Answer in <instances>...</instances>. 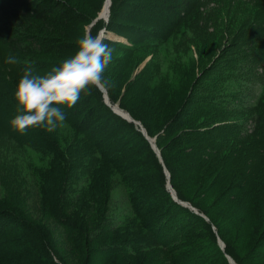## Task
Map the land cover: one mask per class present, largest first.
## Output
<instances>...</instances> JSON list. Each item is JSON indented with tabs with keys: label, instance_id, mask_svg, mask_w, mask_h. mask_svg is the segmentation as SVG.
<instances>
[{
	"label": "rangeland",
	"instance_id": "374dc122",
	"mask_svg": "<svg viewBox=\"0 0 264 264\" xmlns=\"http://www.w3.org/2000/svg\"><path fill=\"white\" fill-rule=\"evenodd\" d=\"M98 1L73 3L79 9L94 11ZM104 1L99 12H93L96 18L99 14L101 19L108 18L109 0ZM149 1L131 2L147 9ZM192 3L189 13L166 40L158 38L149 43L153 38L150 30L156 29L144 22H130L146 29L135 36L107 31L103 38L116 43L106 42L114 51L104 72L116 99L112 106H119L118 110L126 114L133 111L136 118L131 116L135 121L132 124L142 134L146 123L155 129L156 146L159 139L167 147L171 162L180 163L173 167L180 171L179 191L169 187L171 172L164 161L158 155L153 157L150 150L154 148L140 140L129 137L125 142L131 143L130 147H119L117 151L123 152L103 158L95 153V144L66 119L65 126L53 133L39 129L46 139L57 143L59 149L51 150L42 140H36L33 134L38 129H29L24 135L13 131L10 120L17 115V102L12 106L0 99V212L8 210L10 214L0 218V243L8 246L0 251L4 264H27L24 255L28 251L39 264L60 261L58 252L68 264H168L170 256L199 246L197 251L207 261L202 264H209L211 257L216 258L204 239L207 233L201 230L208 219L200 216L205 213L201 208L210 205L219 218L230 220L228 225H234L238 218L229 215L228 208L240 216L245 212L237 228L241 227L243 236L251 230L250 238L254 236L252 241H257L256 227L259 234L264 231V221L257 218L261 219L260 208L264 212V203L258 204L264 200V0ZM147 17L151 16L145 11ZM87 31L85 35H89ZM120 44L127 46L125 51ZM11 67L0 58V75L7 82L15 77ZM97 91L110 100L106 87ZM102 120L97 119L96 126ZM209 142L218 146L204 153L205 160H199L197 155L201 153L191 149ZM54 159L55 166L58 160H64L61 166L66 181L71 177L70 183L63 180L59 186L45 177L43 166L50 167ZM122 162L125 172L117 169ZM194 165L205 170L201 183L209 188L204 194L201 183L193 180ZM56 189L62 191L61 211L79 215L82 223H78V233L73 220L66 221L65 226L51 215L54 210L50 198ZM178 192L185 200L178 198ZM247 212L252 215L248 217ZM101 213L108 219L104 226ZM169 214L176 216L171 226ZM91 215L95 225L88 220ZM254 215L257 217L252 221ZM134 216L144 217L143 224L146 220L157 222L153 229L138 226V233L128 229L129 234L114 239L115 234H111L125 229ZM22 219L34 225L28 227ZM211 231L218 228L213 225ZM38 232L44 234L47 243L34 238ZM196 233L203 236L197 246L193 242ZM215 241L223 242L216 237ZM178 246V250L167 253ZM260 248L259 254L251 256L254 261L264 255V246Z\"/></svg>",
	"mask_w": 264,
	"mask_h": 264
},
{
	"label": "trees",
	"instance_id": "16d2710c",
	"mask_svg": "<svg viewBox=\"0 0 264 264\" xmlns=\"http://www.w3.org/2000/svg\"><path fill=\"white\" fill-rule=\"evenodd\" d=\"M131 1L132 0H112L111 3V0H109V4L107 7L108 16L110 12L109 21L106 22V19L102 18L103 20H98L90 27L92 22L96 19L93 12H99L102 4L104 5V0L98 1V5L94 11L90 9H79L75 6L73 0H0V58H4L6 60V58L9 56H15L19 61V63L11 65V68L15 70V77L10 82H7L4 79L3 74L0 75V99H4L9 102V104L14 106L16 103V100L14 98L16 84L23 75L25 66L28 64L33 65L35 67L36 74L39 75H44L45 73L49 72L53 66H59L62 61L72 57L76 53L78 49L77 42L79 39L85 36L87 26L90 27L89 31H87L89 32L88 34L93 37H98L99 33L103 29H106L108 32H125L126 34L135 36L137 34L136 32L142 33L146 29L141 28L137 25H133L130 22H144L148 25H152L153 28L156 29V31L150 30V37L153 38H150V40L148 41L149 43L157 40L158 38L166 40L173 34L179 23H181V21L189 13L190 8L193 6L192 2H195L196 0H150L147 5V9L145 6L141 4H135ZM145 11L150 13V19L149 17L145 19ZM126 21H129L130 24L126 23ZM102 40L105 44L106 42L113 43L111 39L107 40L106 38ZM113 44L116 45L115 42ZM120 45L125 51L127 46H124L122 44ZM106 88L110 96V102H116L114 92L111 90L112 86ZM96 89L97 88H91L90 93L87 95L81 93L80 100L72 109H68L66 106H61L66 113V119L69 122H74L76 124L75 127L86 136V139L95 144V153L103 158H112L115 154L123 152H118L119 147H130L131 143L125 142L129 137H131L132 140H140L144 145L153 149L152 145H149L150 142L146 139L145 135L134 128V125L132 124L133 122L128 121L127 119L114 112L112 107L106 103V100L102 97V94L97 91L98 89ZM123 105L126 111H129V108L127 109L125 107V104ZM128 113H130V115L134 119L136 118V114L133 111L130 110ZM102 118L103 120L101 122V125L96 126L97 119ZM144 126L148 136L154 138V135L156 133L155 129L147 123ZM167 128H169L168 125ZM224 129L225 127L221 128L222 131ZM33 135H35L36 140H42L44 144H47V147L49 149H59L57 143L46 139L39 129L35 130ZM158 140V148L160 149L164 165L166 166V168L168 167L171 172V185L175 190H178L180 171L173 167L176 165V163H180L171 162L167 155V147H163ZM261 140L264 146V136L261 138ZM216 146H218L216 142H209L207 144H204L203 146L192 148L191 150H197L196 154L201 153V156L197 155L199 160H205L204 153H207V151H211V149ZM153 151L150 150L151 154H153V157L156 158L158 154L154 149ZM157 157L159 158V156ZM57 159H54L55 162L53 160L51 161L52 164L50 167L44 168L45 166H43V169L45 172L44 175L48 179V181L50 179L49 182L54 183L55 185L58 184L60 186L63 180L66 181L65 178L67 175H65V169L63 170V167L61 166L60 161H62L63 159L57 161L58 166L54 165ZM196 165H194L193 169L191 168V170H196V175L194 176L193 180L194 182H197L196 184H198L203 182L204 178L201 175L204 174L205 170L203 166L197 169L200 165H198L197 168ZM124 166L125 165L122 162L117 165V169L125 172ZM188 171L190 173L194 172L190 170ZM70 180L71 177L69 180H67L68 183H70ZM203 185L204 183H201L199 185V188L202 189L204 187ZM207 188H203L204 190H202L203 192L201 194H204V191L207 190ZM161 189L163 190L162 187ZM194 190L197 194L198 192L195 186ZM262 191L263 188L258 190V196ZM61 194L62 191L56 189V191L50 198V202L52 204L51 208L54 210V212H51V215L56 218V220L62 222L65 226L66 221L73 220L74 222L72 223V226L78 233L81 229V226L78 223H82L79 221L80 217L79 215H75L76 212L61 211ZM178 198L185 200L184 197H181V194L178 195ZM233 202L235 204V201ZM190 203L194 204L192 201ZM262 203H264V200H262V202H259L258 204L262 205ZM179 206L181 208L188 209L187 207H182L181 204H179ZM210 206L201 208L203 211H205V213L203 212V215L200 216L205 221V218L208 219V221H204L206 224H203V228L201 230L207 233V236H205L204 239L206 243L209 244V246L212 248L211 250L213 251L216 258L213 260V258L211 257V262L209 264H233L230 259H232L235 264H254V262L255 264H264V255L262 256V259H258L256 261H254V259H252L251 257H255V255L259 254V247H261L260 250L263 248L264 231L262 230V233L259 234V228L256 227L257 241L254 240L253 242L252 240L254 236L252 239L250 238L251 230L248 231L245 236H243L241 227L240 230H238L237 228L239 221H241V219L246 216L245 212H242V216H240L239 212H235L231 210V208H226V211L229 213V215H232L233 218H239H237L234 225L233 222L228 225L230 220L227 218L226 220L228 221L226 222V220H222L221 218H219V215L217 214L218 212H212V210H210ZM188 210L193 213L192 210ZM2 211L3 212H0V218L3 219V216L10 215L8 210ZM260 211L262 212L261 219L254 215L252 216V221L256 217L261 223L262 221H264V212L262 208H260ZM251 213L252 212H247L248 217L252 215ZM136 215H138V212L136 213ZM101 216L102 213L100 214V218L104 226V223L107 222L108 219H105L103 216ZM139 217L141 218V221ZM157 217L158 215H156V218ZM175 218L176 216L169 214L168 223L170 226L171 224H173V220ZM90 219L95 225L96 219L94 218V216L92 217L91 215L88 220ZM143 219L144 217L142 216L132 217L130 221H128V225L125 227V229H119V231L117 230V232L112 233L111 236L115 234L113 236L114 239H122L125 234H129L126 233L128 229H131V232L138 233V226L139 229H142L143 226L153 229L154 224L156 225V219L149 220L153 221L149 223H146V221H148L146 220L144 224ZM183 220L184 219H182V222ZM21 221L28 223L26 224L28 227H30V224L32 226L34 225L33 222H30V220L24 221L22 219ZM182 222H180V224H182ZM213 225L218 228L217 232L211 231V227ZM88 226L89 225L87 224L86 227ZM254 226L255 225H252V230H254ZM119 227L121 226H115V228ZM161 237L166 244L167 240H165L164 238V233L161 234ZM215 237L217 239L220 238L224 242V248L221 247L219 241L218 243H216ZM34 238L40 241L43 240L46 243L48 242L44 234L39 232L35 234ZM86 238H88V234H86ZM200 241H203V236L199 233H196L193 242L197 246ZM144 242L145 240H143V242L141 243L143 244ZM3 246L4 244L0 243V251L8 249V246ZM179 247L180 246L171 248L170 250L168 249L167 253L169 254V252L171 253V251L178 250ZM198 248L194 247L191 250H186L187 252L183 250V252H180L182 253L181 255H176L174 258L170 256L168 264L207 263V261L205 262V258L202 257V253L197 251ZM31 254L32 253H29L28 251L24 255V257L28 258L29 260L27 264H39L36 260V257L32 256L33 254ZM57 254L60 261H55L56 263L53 262L54 264H68V262L59 252ZM0 264H4V260L2 258L0 259Z\"/></svg>",
	"mask_w": 264,
	"mask_h": 264
},
{
	"label": "clouds",
	"instance_id": "9594fccd",
	"mask_svg": "<svg viewBox=\"0 0 264 264\" xmlns=\"http://www.w3.org/2000/svg\"><path fill=\"white\" fill-rule=\"evenodd\" d=\"M77 43L78 49L72 57L44 75L36 74L31 64L25 66L14 93L17 115L10 120L13 131L21 135L29 129L53 133L65 126L66 113L61 106L72 109L81 93L87 95L91 88L111 86L105 81L104 72L112 62L114 49L91 35L83 36ZM5 63L14 65L19 61L9 56Z\"/></svg>",
	"mask_w": 264,
	"mask_h": 264
},
{
	"label": "water",
	"instance_id": "95a60500",
	"mask_svg": "<svg viewBox=\"0 0 264 264\" xmlns=\"http://www.w3.org/2000/svg\"><path fill=\"white\" fill-rule=\"evenodd\" d=\"M101 18L98 16L93 22H92V24L90 25V27L95 23V22H97L98 20H100ZM109 21V17L106 19V22H108ZM106 29H103L100 33H99V38L100 39H103L105 36H106ZM108 97V96H107ZM109 99V98H108ZM106 103H107V101H106ZM108 104V103H107ZM109 105V104H108ZM110 106V105H109ZM113 109V108H112ZM114 112H116L117 114H119L120 116H122L123 118H125V119H127V120H129V121H133V122H135L134 121V119L132 118V117H129V118H126V117H124L122 114H120L119 112H117V111H115L114 110ZM144 135H145V137H146V139L150 142V144L152 145V147L154 148V145H155V151L157 152V154H158V156L161 158V161L163 162V159H162V157H161V152H160V150L158 149V147L156 146V143H155V139L154 138H151L150 136H148V134H147V132L146 131H144ZM169 187L171 188L172 186H171V184H170V182H169ZM172 193H173V197L174 198H176V200H178L177 199V195H176V193H175V191L172 189ZM181 204H182V202L181 201H179ZM186 204V203H185ZM185 204H183V205H185ZM186 206V205H185ZM221 247L222 248H224V243L223 242H221ZM231 260V262L233 263V264H235L234 263V261L232 260V259H230Z\"/></svg>",
	"mask_w": 264,
	"mask_h": 264
},
{
	"label": "bare ground",
	"instance_id": "6f19581e",
	"mask_svg": "<svg viewBox=\"0 0 264 264\" xmlns=\"http://www.w3.org/2000/svg\"><path fill=\"white\" fill-rule=\"evenodd\" d=\"M111 3H112V0H111ZM107 9V8H106ZM109 16H110V12H109ZM108 16V17H109ZM99 17L101 18V16H100V14H99ZM106 101H107V103L113 108V110H115V111H117V112H119L120 114H122L124 117H126V118H129V117H131V115H130V113H128V114H126V113H124V112H121L120 110H118V108L116 107V108H114V106H112V104H111V102H110V100L108 99V97H107V95H106ZM128 116V117H127ZM154 149H155V145H154Z\"/></svg>",
	"mask_w": 264,
	"mask_h": 264
}]
</instances>
